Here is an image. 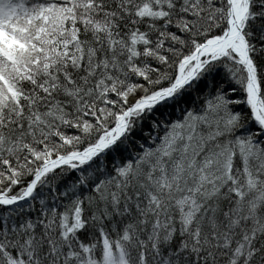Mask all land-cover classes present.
<instances>
[{
	"label": "snow or ice",
	"instance_id": "6c2138e0",
	"mask_svg": "<svg viewBox=\"0 0 264 264\" xmlns=\"http://www.w3.org/2000/svg\"><path fill=\"white\" fill-rule=\"evenodd\" d=\"M0 264H264V0H0Z\"/></svg>",
	"mask_w": 264,
	"mask_h": 264
}]
</instances>
